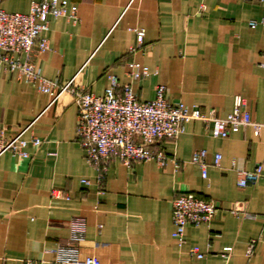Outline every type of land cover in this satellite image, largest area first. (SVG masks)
I'll return each instance as SVG.
<instances>
[{
  "label": "crops",
  "instance_id": "crops-1",
  "mask_svg": "<svg viewBox=\"0 0 264 264\" xmlns=\"http://www.w3.org/2000/svg\"><path fill=\"white\" fill-rule=\"evenodd\" d=\"M32 1L2 0L0 8L27 14ZM68 2L78 8L79 21L50 19L45 34L50 49L36 60L46 79L60 86L74 80L78 89L102 96L110 84L107 74L113 73L140 101L153 99L165 86L170 103L215 111L218 118L227 117L241 96L252 120L264 124V25L250 26L264 19L259 0ZM132 28L146 31L141 50L134 51ZM131 62L148 67L151 75L133 80ZM78 113L70 92L54 101L0 64V126L6 138L42 140L28 147L29 158H0V264H53L51 251L66 244L72 222L81 221L86 224L81 257H99L102 264H264V173L257 185L238 186V171H252L264 160V130L256 137L248 126L217 139L204 122H191L180 138L156 146L170 158L165 167L137 162L128 168L113 160L101 193L98 171L77 137ZM199 150L208 151L206 179L191 162ZM216 154L222 156L218 166ZM185 194L212 201L218 210L209 225L188 228L181 245L172 237V202ZM253 240L257 248L248 256ZM193 248L203 259L190 254Z\"/></svg>",
  "mask_w": 264,
  "mask_h": 264
},
{
  "label": "built area",
  "instance_id": "built-area-1",
  "mask_svg": "<svg viewBox=\"0 0 264 264\" xmlns=\"http://www.w3.org/2000/svg\"><path fill=\"white\" fill-rule=\"evenodd\" d=\"M259 1L264 4V0ZM51 18H67L77 23L78 8L70 6L68 0H33L27 14L10 13L0 8V64L10 71L18 72L40 92L52 96L54 101L65 92L74 96L79 110L77 137L87 162L98 171L101 193L105 189L108 166L113 160H119L128 168H132L137 162H156L161 168L165 167L170 158L163 151L157 150L156 146L164 140L180 138L186 125L191 122H204L210 136L217 139L228 138L248 126L253 127L256 137L264 130V124L252 120L246 101L241 96L235 98L234 108L227 117L218 118L215 111L205 114L198 106L190 108L183 102L170 103L166 97L165 86L156 89L153 99L140 101L133 87L121 86L119 77L113 73L107 74L110 84L102 96L78 89L74 80L60 86L57 81L46 79L36 60L50 49L45 34L49 30ZM258 25H264V19L261 22H250L253 28ZM131 31L137 41L134 51L141 50L146 31L142 28H132ZM260 67L264 71V60ZM129 75L133 80H143L151 72L148 67L131 62ZM41 144V139L33 137L28 140L23 134L6 138L5 131L0 126V158L5 154L29 158L28 147H39ZM207 158V150L195 151L191 158V162L201 168L204 179L208 176ZM221 160V154H216L215 166ZM176 168H180L179 163ZM263 173L264 160L252 171H238V186L247 188L257 185ZM83 183L87 181L83 180ZM53 196L63 197L64 194L53 192ZM217 210L214 202L199 198L195 194L176 197L172 202V237L182 245L186 230L209 225ZM233 213L238 215L239 211L234 210ZM243 216L255 218L247 212ZM71 225L73 234L69 241L51 251L56 256L53 264H102L99 257H81V246L85 241V222H72ZM256 248L257 240H253L247 248V255L252 256ZM232 251V248H225L227 253ZM190 254L198 259L204 257L198 248H193ZM26 264L48 263L28 260Z\"/></svg>",
  "mask_w": 264,
  "mask_h": 264
}]
</instances>
